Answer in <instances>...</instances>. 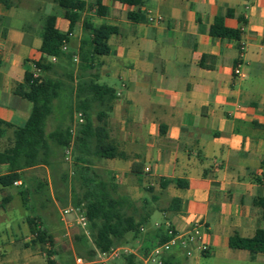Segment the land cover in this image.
<instances>
[{"label":"crops","instance_id":"1","mask_svg":"<svg viewBox=\"0 0 264 264\" xmlns=\"http://www.w3.org/2000/svg\"><path fill=\"white\" fill-rule=\"evenodd\" d=\"M9 1V7L0 3V119L11 126L1 128L0 149L29 116L31 102L13 90L45 57L39 51L43 19L51 14L45 9L60 7L54 0ZM81 1L68 48L78 50L85 22L117 28L107 39L109 52L94 58L91 77L113 90L105 131L124 157L100 158L98 167L148 213L149 227L170 225L186 236L198 225L207 249L189 242L185 264H264V252L228 244L232 234L264 230V0H101L104 15L96 13V0ZM216 16L239 38L210 35ZM56 26L68 27L61 7ZM55 116L46 131L56 126ZM165 180L171 182L161 185ZM17 181L9 188L19 193ZM7 194L10 201L0 206V264H47L35 251L44 245L30 233L29 201L21 198L18 211L6 188L0 187V202Z\"/></svg>","mask_w":264,"mask_h":264},{"label":"trees","instance_id":"2","mask_svg":"<svg viewBox=\"0 0 264 264\" xmlns=\"http://www.w3.org/2000/svg\"><path fill=\"white\" fill-rule=\"evenodd\" d=\"M126 4H138L139 0H116ZM68 20L65 32L56 26V16L46 15L40 30L39 51L45 55L42 61H35L39 71H28L21 82L15 85L13 93L27 99L32 107L21 127L13 130V138L0 149V165H6V172L0 174V187L12 186L21 180L19 194L22 201H29L30 193L39 197L42 207L57 201L61 206L79 207L87 219L89 234L72 233L71 243L77 256L90 260L98 253H107L111 248L127 244L129 240H141L145 245L142 256L168 238L163 225L149 227V215L136 206L128 196L118 192V185L111 176L98 167L100 158L124 157L115 144L107 140L106 118L111 108L113 90L97 83L91 77L96 56L109 52L107 39L116 32L115 26L89 22L83 24L84 36L77 51L68 48L69 34L80 17L84 7L81 0H54ZM9 7V0H0ZM96 13L104 15L106 9L101 0H96ZM127 17L135 20L136 13ZM209 34L231 39L239 38V31L223 25V17L216 16L209 28ZM64 46V48H63ZM54 57L52 61L50 58ZM65 111L59 116L54 107L62 106ZM60 103V104H59ZM56 115V126L46 131L49 116ZM65 119H68L66 123ZM11 124L0 119L2 127ZM69 150V157L66 150ZM71 162V174L68 164ZM170 180L161 181L167 185ZM177 186L186 182L177 180ZM53 197L49 194V188ZM47 197V198H46ZM10 195L2 197L0 206L10 201ZM264 205V200H260ZM34 242L46 245L47 264H55L51 254L63 263V246L48 231L39 215L27 218ZM90 242L91 246L86 243ZM229 246L246 249L251 253L264 252V230L258 229L250 237L232 234ZM174 246L162 255V264H185L183 251L174 252ZM183 249V248H182ZM121 264H140L134 253L121 254Z\"/></svg>","mask_w":264,"mask_h":264},{"label":"rangeland","instance_id":"3","mask_svg":"<svg viewBox=\"0 0 264 264\" xmlns=\"http://www.w3.org/2000/svg\"><path fill=\"white\" fill-rule=\"evenodd\" d=\"M60 7L56 6V9L53 11L45 9V14L51 13L58 16ZM57 26L62 30V19H59L58 17V23ZM60 104V103H59ZM64 102H62V106L58 105L54 107V113L55 114H61L65 111ZM69 173L71 174V162L67 165ZM20 189V188H19ZM6 190L9 191L12 196L13 200L11 202V206L15 208L18 211H23L21 206V197L19 193L17 192L18 188L15 187H6ZM49 194L53 197L51 187L49 188ZM143 194L145 197H149L150 194L147 191H143ZM47 198V197H46ZM29 205L31 207L30 213L32 215H39L44 221V225L48 228V231L57 239V243L59 246H63V263L59 262V257L56 254H51V258L55 260V264H76L75 257L78 255L74 252L73 246L71 243V235L72 233H80L79 226L76 224L73 214L68 215L64 217V220L61 219L60 210L64 208L61 206L57 201L53 203H48L47 206H45L46 209H44L41 204L39 203V197L34 196L32 193H30L29 197ZM68 205H66L67 207ZM86 245L91 246L90 242L88 241ZM121 247H125L127 249V252H119L117 256L111 255L109 253L105 255H96L90 260H88V264H121L120 256L121 254L126 253H134L139 254L142 256L143 249L145 248V245L141 244V240H129L127 244L121 245ZM48 249L46 245L43 249L35 248V251L37 254L42 255L44 258L47 259L46 256L47 252L45 251ZM52 248L48 249V251H51ZM45 256H44V255ZM140 259L139 257H137Z\"/></svg>","mask_w":264,"mask_h":264},{"label":"built area","instance_id":"4","mask_svg":"<svg viewBox=\"0 0 264 264\" xmlns=\"http://www.w3.org/2000/svg\"><path fill=\"white\" fill-rule=\"evenodd\" d=\"M148 20H154V18L152 16L148 17ZM245 46V42L241 41L240 42V50L242 51L244 49ZM64 48V46H63ZM52 61L54 60V57L50 58ZM35 71H39L38 68L35 69ZM234 72L236 74H239L240 71L239 69L236 67L234 69ZM66 156L67 158L69 157V150H66ZM14 184L19 183L18 181H14ZM74 216L75 222L76 224L79 226V228L82 230V232L88 236L89 231H88V226H87V219L86 216L84 214V211L79 208V207H72V206H67L64 207L60 210V215H61V219L64 220V217L68 216V215H72ZM157 226V224H156ZM166 229V234L168 236L167 240L165 242H163L161 245H158L154 248H152L147 255L145 256H141L140 260V264H162V255L163 253H165L166 251H168L170 248L174 247V246H179L181 248L184 249V253L186 256H190L191 255V248L188 246L189 242H196L197 243V249L200 251H204L207 249V246L201 242V232L199 230L198 225H193L191 231L189 232L188 235H182L181 233H179L178 231H176L173 227H171L170 225H166L165 227ZM127 252V249L125 247H114L111 248L109 252V254L117 256L119 254V252ZM107 253H104L107 254ZM75 262L76 264H88V260L83 259L80 256H76L75 257Z\"/></svg>","mask_w":264,"mask_h":264}]
</instances>
